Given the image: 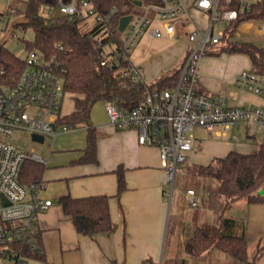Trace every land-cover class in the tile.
I'll return each instance as SVG.
<instances>
[{"label":"crops","instance_id":"crops-1","mask_svg":"<svg viewBox=\"0 0 264 264\" xmlns=\"http://www.w3.org/2000/svg\"><path fill=\"white\" fill-rule=\"evenodd\" d=\"M13 1L20 4L27 0ZM181 1L186 12L177 19L173 39L143 36L127 53L129 65L147 84L178 69L188 49L187 35L208 27V13L199 10L194 5L195 0ZM237 1L241 5H251L264 0ZM227 25L226 22L225 28ZM231 40L263 47L264 20L239 23ZM222 45L220 42L201 59L198 90L223 97L230 107L264 109V97L234 82L240 72L251 71L249 57L218 52L217 48ZM238 123L224 134L195 128L194 146L184 166H206L229 152L253 154L258 145L264 143V136H256L255 128H258L254 124L245 122V126H240ZM89 126L96 136L93 163H77L86 143L87 126L82 125L86 132L80 155L54 167L59 170L48 169L45 165L41 196L51 200L52 205L39 215L36 226L44 259L28 258L27 264H237L215 250L200 259H193L186 253V240L203 224L219 225L222 233L245 237L247 260L238 264H264V202L236 201L220 215L209 209L205 201L190 208L184 196L176 197L172 206L173 193L169 198V186L156 147L139 145L136 131L116 130L108 121L94 125L90 122ZM119 167L123 169L125 190L116 196ZM64 195L72 198L107 196L112 230L93 238L77 233L58 204V198ZM260 196L264 197V193ZM200 201L199 198L198 203ZM224 219L230 223H222Z\"/></svg>","mask_w":264,"mask_h":264},{"label":"built area","instance_id":"built-area-1","mask_svg":"<svg viewBox=\"0 0 264 264\" xmlns=\"http://www.w3.org/2000/svg\"><path fill=\"white\" fill-rule=\"evenodd\" d=\"M219 1L195 0L194 5L208 13V27L187 35L188 49L172 89L148 92L144 101L130 111L104 101L105 113L113 128L134 130L139 145L158 149L169 186V198L177 166L184 163L193 149L192 132L195 128L224 134L242 121L264 131L263 108L230 107L223 97L200 92L197 88L201 59L211 51L210 47L219 45L223 36L222 31L214 32L213 26L218 21L231 23L237 19L233 10L220 11ZM248 8L249 5H241L243 10ZM56 10L60 16L93 19L99 24L110 22L117 13L111 8L100 14L89 0H60ZM184 12L186 7L181 0H159L158 4L144 5L140 14L132 15L122 32L123 50L128 53L143 36L173 39L177 19ZM24 60V70L13 86L7 87L0 81V258L4 264H27L24 251L43 254L36 226L39 215L52 205L51 200L41 196L43 184L26 187L19 182L25 160L44 165L45 161L36 154L19 149L12 139L14 132L18 130L31 136L54 139L58 134L77 127L59 122L64 95L63 70L36 51L28 52ZM2 73L0 68V80ZM125 75L132 81L140 80L131 66ZM234 82L264 97V78L252 71L240 72ZM183 196L190 208L197 207L199 198L194 190H186Z\"/></svg>","mask_w":264,"mask_h":264},{"label":"trees","instance_id":"trees-1","mask_svg":"<svg viewBox=\"0 0 264 264\" xmlns=\"http://www.w3.org/2000/svg\"><path fill=\"white\" fill-rule=\"evenodd\" d=\"M89 1L100 14H105L111 8H115L117 13L110 22H95L89 31L83 32L79 27L80 19L52 13L57 9L60 0H27L23 10H15V13H23L25 21L14 25L23 32H33V39L24 41L27 53L39 52L63 70L64 94L70 95L73 110L69 115H61L59 122L70 127L87 126L85 147L82 156L77 160L81 164L96 160V136L89 126L95 103L111 101L117 108L130 111L144 101L148 92L172 89L180 74L178 68L150 84L141 80L132 81L125 75L130 66L128 54L122 48L123 34L117 29L118 21L122 16L140 14L144 5L158 4L159 0ZM133 1H140L141 6L134 5ZM218 8L220 11L233 10L237 13L236 21L228 23L224 29L221 38L223 45L217 48L218 52L248 56L251 71L264 78V46L256 47L250 43H235L231 40L239 23L264 20V1L253 3L247 10H243L237 0H220ZM24 67V58H19L0 44V68L3 70L0 81L3 84L7 87L13 86ZM185 162L178 165L179 171L192 173L197 188L195 193L205 194L204 201L214 213L220 215L240 200L249 204L264 202V197L258 195V191L264 187V143L259 144L253 154L229 152L224 158L215 159L206 166H184ZM45 168L42 163L25 160L19 173V182L26 187L42 184ZM116 174V196H120L125 190L123 169L119 167ZM175 184L176 173L173 187ZM108 201L109 198L104 195L84 198L64 195L58 198V204L64 215L72 221L76 232L91 238L97 234L108 233L113 228ZM222 223L230 221L224 219ZM18 248L21 249L19 246ZM213 250L235 262L244 263L247 260L245 237L222 233L219 225L197 226L185 242V251L193 259H200ZM23 253L27 258L44 259L42 255L27 251Z\"/></svg>","mask_w":264,"mask_h":264},{"label":"rangeland","instance_id":"rangeland-1","mask_svg":"<svg viewBox=\"0 0 264 264\" xmlns=\"http://www.w3.org/2000/svg\"><path fill=\"white\" fill-rule=\"evenodd\" d=\"M19 3L20 4L13 0H0V4L2 5V9L0 10V14L2 15L0 18V44L4 45L13 54L23 59L27 56L24 41H31L33 39V32L31 30L23 32L20 28L14 26L16 23L25 21L22 12L15 13L16 9L23 10L24 8V3ZM52 13L57 14V10H53ZM94 24L95 22L93 19H85L79 22V27L83 32H87L94 26ZM225 26L226 22L219 21L214 25V31H222ZM72 110V99L69 94L65 93L62 99L60 113L62 116H66L69 115ZM102 121L106 122L108 121V118L104 109V101H99L92 107L90 122L94 125V123ZM245 124V122L241 121L237 125L245 126ZM85 132L86 128L82 127V125H78V127L70 133H60L54 139L47 136L42 143H39L33 141L29 133L17 130L14 132L12 139L19 149L31 152L43 158L48 169L59 170L54 167L68 163L73 157H78L80 155V149L84 147ZM192 134H194V131ZM255 134L256 136H264V131L255 128ZM244 140L245 137H242L241 141ZM191 174V172L187 173L186 171L181 173L179 171V166L177 167L176 184L172 191V206L174 205L175 198L183 196L186 190L192 189L196 191L197 188L194 183L195 179L192 178ZM197 195H199L198 198L201 200L198 204H202L205 200L204 194L199 192ZM223 256L226 260H230L233 263L235 262L230 257L226 255ZM0 264H4L1 258Z\"/></svg>","mask_w":264,"mask_h":264},{"label":"water","instance_id":"water-1","mask_svg":"<svg viewBox=\"0 0 264 264\" xmlns=\"http://www.w3.org/2000/svg\"><path fill=\"white\" fill-rule=\"evenodd\" d=\"M133 4L138 6V7L141 6L140 1H133ZM131 18H132V15H126V16H122L119 19L117 29L120 33H122L124 31L126 25L131 20ZM31 138L33 141H36L39 143H42L44 141V138L42 136H38V135H32ZM263 193H264V187L258 191V195H262Z\"/></svg>","mask_w":264,"mask_h":264}]
</instances>
